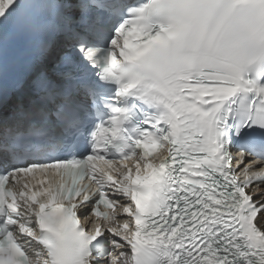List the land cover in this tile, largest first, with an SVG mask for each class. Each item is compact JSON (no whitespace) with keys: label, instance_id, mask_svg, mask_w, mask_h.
Returning a JSON list of instances; mask_svg holds the SVG:
<instances>
[{"label":"snow or ice","instance_id":"1","mask_svg":"<svg viewBox=\"0 0 264 264\" xmlns=\"http://www.w3.org/2000/svg\"><path fill=\"white\" fill-rule=\"evenodd\" d=\"M0 264H264V0H0Z\"/></svg>","mask_w":264,"mask_h":264}]
</instances>
